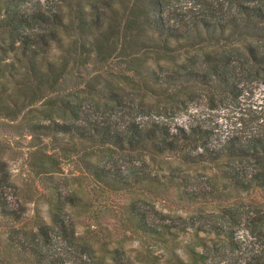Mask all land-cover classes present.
<instances>
[{
    "label": "trees",
    "instance_id": "trees-1",
    "mask_svg": "<svg viewBox=\"0 0 264 264\" xmlns=\"http://www.w3.org/2000/svg\"><path fill=\"white\" fill-rule=\"evenodd\" d=\"M259 85L264 0H0V121L38 140L29 164L49 183L47 218L31 214L0 159V264H264V106L226 133L192 112L239 107ZM75 155L81 176L55 180ZM146 156L213 172L159 174ZM168 188L197 214L157 209L151 195Z\"/></svg>",
    "mask_w": 264,
    "mask_h": 264
},
{
    "label": "rangeland",
    "instance_id": "rangeland-1",
    "mask_svg": "<svg viewBox=\"0 0 264 264\" xmlns=\"http://www.w3.org/2000/svg\"><path fill=\"white\" fill-rule=\"evenodd\" d=\"M239 103V107L229 106L220 108L217 107L215 109H208L205 107L192 109V112L200 114L202 118L208 119L211 125L224 130L226 133V131L231 128L238 127L242 121H247L249 119L247 113H251L253 110L260 109L264 106V85H259L250 95L245 94L244 97L240 99ZM188 120L189 117L186 113L179 114L178 118L175 119V121L179 123H186ZM18 123L19 122L10 120L0 121V159L6 163L7 173L11 180L18 185L19 190L22 189L21 192H28V194L32 196V201L26 205L28 212L32 214L36 210H39L41 214L47 218V207L43 198L44 194L48 190L49 183L39 179V177L31 170V166L29 164L31 160V152L37 149V146L34 144H37L38 140H32L31 135L26 130H23ZM81 154L82 152L79 151L77 155L79 156ZM75 157L76 155L72 158L62 159L60 161L56 171L52 175L55 180H58L62 184H68L69 182H73V176H81V171L76 165ZM134 159L136 164L140 163L138 154H134ZM145 159L150 163L153 171H158L159 174H173L174 176L188 175L191 180H197L200 182L206 180L213 172L210 168L204 169L202 167H198V169H196L197 167L195 166L187 169L186 165L180 166L179 162L171 156H155L153 159L146 156ZM178 166H180L179 169H174ZM80 179L83 180L82 186L87 187V182L85 181L87 179ZM260 196L257 198L264 200V194ZM246 198L247 196H245V199ZM99 199L100 200L92 207V210L97 211L100 207V202L109 204L115 201L113 197L109 196ZM151 200L154 201V205L157 209L165 213L181 214L187 217H194L197 214L193 211V207H188L184 203H179L176 197V191L173 188L166 189V191L160 195L152 194ZM80 220L81 221H79L78 225L79 230H82L85 228L84 226L88 221L83 219V216L80 217ZM100 220L103 223L107 222L109 227L114 224L112 218L108 221V218L102 217ZM96 226L97 227H94L93 225L92 228L100 229L98 225ZM238 235L244 240L248 249H252L254 251L259 248L258 239L251 236L247 231L239 230ZM114 238L116 240H121L124 248L128 250L132 248L135 249L139 246L138 235L129 231L115 230ZM191 241V234H183L180 235L177 242L174 243L178 254L185 260H188V257L184 246L190 244ZM155 252L157 254L160 253L157 249H155ZM164 256L168 257L169 253H165Z\"/></svg>",
    "mask_w": 264,
    "mask_h": 264
}]
</instances>
